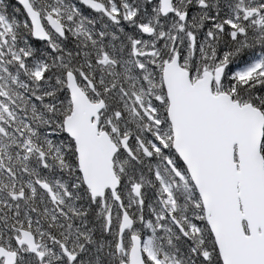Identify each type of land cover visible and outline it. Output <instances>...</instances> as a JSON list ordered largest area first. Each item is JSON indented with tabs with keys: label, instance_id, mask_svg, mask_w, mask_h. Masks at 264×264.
I'll use <instances>...</instances> for the list:
<instances>
[{
	"label": "snow or ice",
	"instance_id": "6c2138e0",
	"mask_svg": "<svg viewBox=\"0 0 264 264\" xmlns=\"http://www.w3.org/2000/svg\"><path fill=\"white\" fill-rule=\"evenodd\" d=\"M0 264H264V0H0Z\"/></svg>",
	"mask_w": 264,
	"mask_h": 264
}]
</instances>
